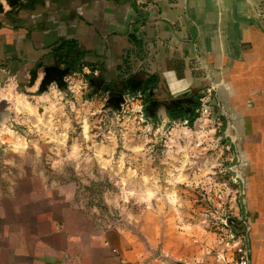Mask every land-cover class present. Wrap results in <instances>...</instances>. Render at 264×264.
Instances as JSON below:
<instances>
[{
	"label": "rangeland",
	"instance_id": "rangeland-1",
	"mask_svg": "<svg viewBox=\"0 0 264 264\" xmlns=\"http://www.w3.org/2000/svg\"><path fill=\"white\" fill-rule=\"evenodd\" d=\"M97 70L0 108V264L70 232L125 233L169 264H218L225 223L240 231L245 215L230 122L214 106L193 127L153 115L146 73Z\"/></svg>",
	"mask_w": 264,
	"mask_h": 264
},
{
	"label": "crops",
	"instance_id": "crops-1",
	"mask_svg": "<svg viewBox=\"0 0 264 264\" xmlns=\"http://www.w3.org/2000/svg\"><path fill=\"white\" fill-rule=\"evenodd\" d=\"M62 40L83 51V76L99 65L159 75L148 89L153 115L170 118V105L187 109L189 97L211 89L216 117L236 138L251 264H264V0H0V108L14 112L58 83ZM159 89L167 95L157 99ZM105 234L65 233L64 245L22 249L14 264H169L135 237Z\"/></svg>",
	"mask_w": 264,
	"mask_h": 264
},
{
	"label": "trees",
	"instance_id": "trees-1",
	"mask_svg": "<svg viewBox=\"0 0 264 264\" xmlns=\"http://www.w3.org/2000/svg\"><path fill=\"white\" fill-rule=\"evenodd\" d=\"M78 45L74 41L70 40H62L55 48L54 52L56 55L60 56L61 59L59 60V65L63 64V69H61V79L67 74L76 72L77 70H82L86 65L81 62V56L83 51H79ZM159 79V75L153 74L150 75L144 85L145 88L149 89L153 87ZM60 83V82H59ZM178 92V91H175ZM151 98V94L149 93ZM147 99V102L152 101L153 99ZM201 97L199 93H196L189 97L190 107L184 109L182 107L176 108L175 106L171 105L169 107V117L172 120H181L183 122H187L189 127H193L196 119L199 117V111L202 103ZM152 113V111H151Z\"/></svg>",
	"mask_w": 264,
	"mask_h": 264
},
{
	"label": "built area",
	"instance_id": "built-area-1",
	"mask_svg": "<svg viewBox=\"0 0 264 264\" xmlns=\"http://www.w3.org/2000/svg\"><path fill=\"white\" fill-rule=\"evenodd\" d=\"M94 74L98 75V72L95 71ZM201 92L203 93L201 98L202 105L198 111L202 115H209L213 106L210 103V99L207 98V94L211 92V89ZM225 226L228 227L226 229V238L222 240L225 247L223 246L218 252V264H251V251L246 227L243 232V230L239 231L236 228H229L230 225L228 223H225Z\"/></svg>",
	"mask_w": 264,
	"mask_h": 264
},
{
	"label": "water",
	"instance_id": "water-1",
	"mask_svg": "<svg viewBox=\"0 0 264 264\" xmlns=\"http://www.w3.org/2000/svg\"><path fill=\"white\" fill-rule=\"evenodd\" d=\"M105 82L104 79H95V83L98 87H101V85ZM212 106H215L216 103H215V99H214V102L211 103ZM245 231V228L243 229V232Z\"/></svg>",
	"mask_w": 264,
	"mask_h": 264
}]
</instances>
